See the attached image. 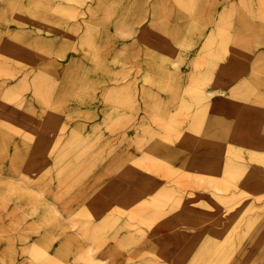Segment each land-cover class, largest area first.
I'll list each match as a JSON object with an SVG mask.
<instances>
[{
    "label": "rangeland",
    "instance_id": "rangeland-1",
    "mask_svg": "<svg viewBox=\"0 0 264 264\" xmlns=\"http://www.w3.org/2000/svg\"><path fill=\"white\" fill-rule=\"evenodd\" d=\"M0 264H264V0H0Z\"/></svg>",
    "mask_w": 264,
    "mask_h": 264
}]
</instances>
